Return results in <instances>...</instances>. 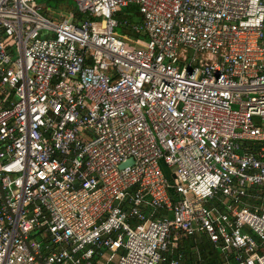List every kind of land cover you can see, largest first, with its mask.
<instances>
[{"label": "built area", "instance_id": "obj_1", "mask_svg": "<svg viewBox=\"0 0 264 264\" xmlns=\"http://www.w3.org/2000/svg\"><path fill=\"white\" fill-rule=\"evenodd\" d=\"M74 1L0 0V264H264V0Z\"/></svg>", "mask_w": 264, "mask_h": 264}, {"label": "trees", "instance_id": "obj_2", "mask_svg": "<svg viewBox=\"0 0 264 264\" xmlns=\"http://www.w3.org/2000/svg\"><path fill=\"white\" fill-rule=\"evenodd\" d=\"M75 16L76 20L83 17L77 11ZM117 18L121 22L117 30L119 34L126 33L135 38L141 36L140 33L132 30L134 23L141 22V16L136 6L122 7L117 13ZM176 239H178V242L175 252L182 254L179 264H227L220 250L215 248L213 243L204 235L193 238L179 234ZM165 264H169V261L167 260ZM231 264L234 263L231 262Z\"/></svg>", "mask_w": 264, "mask_h": 264}, {"label": "rangeland", "instance_id": "obj_3", "mask_svg": "<svg viewBox=\"0 0 264 264\" xmlns=\"http://www.w3.org/2000/svg\"><path fill=\"white\" fill-rule=\"evenodd\" d=\"M37 4L41 7L40 12L48 18H69L72 13L77 11L74 0H37ZM162 168L164 169V167Z\"/></svg>", "mask_w": 264, "mask_h": 264}, {"label": "crops", "instance_id": "obj_4", "mask_svg": "<svg viewBox=\"0 0 264 264\" xmlns=\"http://www.w3.org/2000/svg\"><path fill=\"white\" fill-rule=\"evenodd\" d=\"M182 235H184V236H191V237H193V238H197L198 236H200V235H204V236H206L207 237V235L206 234H204V233H197V234H195V235H187V234H182ZM208 238V237H207ZM209 239V238H208ZM177 242H178V239H176L175 238V240H173L172 241V244H171V246H170V251L167 253V256H168V261H169V264H171V260H176L177 261V263L176 264H179L180 263V261H181V259H182V254L180 253V252H175V248L177 247ZM214 245V244H213ZM215 246V245H214ZM215 248H217V247H215ZM219 249V248H218ZM220 250V249H219ZM220 253L224 256V259H225V261H226V263L227 264H231V262L232 263H234V264H236V262L233 260V258H232V256L230 255H226L225 253H222L221 251H220ZM167 262V261H166ZM165 262V263H166ZM164 263V264H165Z\"/></svg>", "mask_w": 264, "mask_h": 264}, {"label": "water", "instance_id": "obj_5", "mask_svg": "<svg viewBox=\"0 0 264 264\" xmlns=\"http://www.w3.org/2000/svg\"><path fill=\"white\" fill-rule=\"evenodd\" d=\"M40 260V259H39ZM41 261V260H40Z\"/></svg>", "mask_w": 264, "mask_h": 264}]
</instances>
